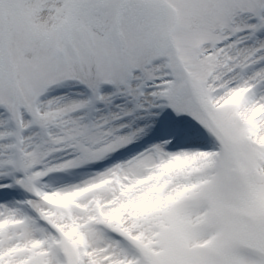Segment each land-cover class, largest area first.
<instances>
[{
    "label": "snow or ice",
    "instance_id": "6c2138e0",
    "mask_svg": "<svg viewBox=\"0 0 264 264\" xmlns=\"http://www.w3.org/2000/svg\"><path fill=\"white\" fill-rule=\"evenodd\" d=\"M0 264H264V0H0Z\"/></svg>",
    "mask_w": 264,
    "mask_h": 264
}]
</instances>
